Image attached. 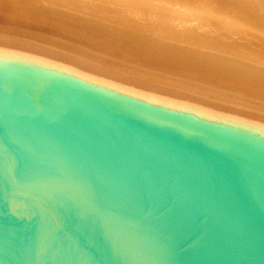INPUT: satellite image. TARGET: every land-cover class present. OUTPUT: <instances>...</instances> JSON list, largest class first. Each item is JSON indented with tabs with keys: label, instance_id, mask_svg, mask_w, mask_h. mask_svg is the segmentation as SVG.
<instances>
[{
	"label": "water",
	"instance_id": "water-1",
	"mask_svg": "<svg viewBox=\"0 0 264 264\" xmlns=\"http://www.w3.org/2000/svg\"><path fill=\"white\" fill-rule=\"evenodd\" d=\"M0 264H264V124L0 47Z\"/></svg>",
	"mask_w": 264,
	"mask_h": 264
},
{
	"label": "bare ground",
	"instance_id": "bare-ground-1",
	"mask_svg": "<svg viewBox=\"0 0 264 264\" xmlns=\"http://www.w3.org/2000/svg\"><path fill=\"white\" fill-rule=\"evenodd\" d=\"M0 47L264 124V0H0Z\"/></svg>",
	"mask_w": 264,
	"mask_h": 264
}]
</instances>
